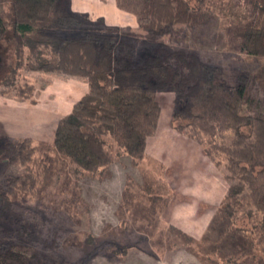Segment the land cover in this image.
<instances>
[{
    "label": "trees",
    "instance_id": "obj_1",
    "mask_svg": "<svg viewBox=\"0 0 264 264\" xmlns=\"http://www.w3.org/2000/svg\"><path fill=\"white\" fill-rule=\"evenodd\" d=\"M7 1L10 14L6 24L0 22V43L14 48L16 65L7 78L0 80V88L14 87L21 68L88 81L89 91L60 118L54 136L57 154L74 164L76 171L95 175L105 170L112 159L107 148L109 139L117 151L130 156L133 162L142 160L162 110L157 94L173 92L179 101L172 118L173 127L183 129L178 126L182 117L186 120L184 129L203 131L205 151L217 167L226 170L224 175L230 186L217 215L232 225L231 230L237 229L236 223L240 222H234L233 215L239 211L235 213L233 207L234 197L239 193L250 200L251 208L264 212V117L242 112L249 89L245 73L238 74L234 84L228 83L221 79L222 66L186 50H165L136 63L135 46L125 37L103 31L63 33L85 23L82 14L68 7L70 0ZM115 1L119 8L137 15L143 31L157 36L169 33L181 22L193 29L215 17L208 0H141L138 9H135L138 0ZM248 3L254 18L246 26L234 29L232 36L239 40L240 52L264 57V0ZM0 143L12 147L23 163L35 160L37 148L29 137L16 141L0 137ZM210 148L217 153L213 154ZM55 170L49 163L22 175L5 176L0 185L1 233L14 237L11 232H17L21 240H35L39 233L36 223L20 218L15 203L21 197L49 190L55 183ZM233 180L237 185H233ZM250 212L253 217L254 211ZM252 217L240 221L247 222L244 229L253 235L256 228L251 227ZM182 234L191 238L185 232ZM56 235L46 240L51 247L58 243ZM108 244L115 246L110 250L115 255H126L132 247L103 241L84 255L80 264L106 254L102 248ZM248 245L256 249L259 244L251 239ZM218 252L219 257H211L216 258L214 264H244L236 254ZM5 256L6 249L1 246L0 264H12L5 263L8 260ZM46 264L77 263L50 257Z\"/></svg>",
    "mask_w": 264,
    "mask_h": 264
},
{
    "label": "rangeland",
    "instance_id": "obj_2",
    "mask_svg": "<svg viewBox=\"0 0 264 264\" xmlns=\"http://www.w3.org/2000/svg\"><path fill=\"white\" fill-rule=\"evenodd\" d=\"M248 2L249 0H208L215 13L214 19L209 23L190 29L185 22H181L173 26L169 33L157 36L143 31L138 24L132 25L129 23L133 22L130 18L118 24L107 22L103 16L97 17L96 13H102L109 4L108 0H70L68 7L72 10L81 9L85 5L98 9L99 12L80 13L85 18L84 25L62 32L79 35L88 31H103L125 37L135 46L136 63L150 54L165 50L197 52L213 64L222 66L221 79L228 83L234 84L237 75L245 73L244 79L249 89L242 103V112L264 117V57L240 52L239 40L232 36L234 29L246 26L254 18ZM140 5L141 0H138L135 9ZM9 14V1L0 0L1 24L7 23ZM15 65L14 48L0 43V80L7 78ZM69 78L53 72L21 68L16 77V85L2 86L0 94L5 97L31 98L33 104L39 103L46 107L48 103L43 99V89L52 80ZM157 97L162 108L161 126L191 139L211 159L202 143L205 140L203 131H192V127L184 129L186 120L182 117L178 120V126L183 129L173 127V114L179 105L175 94L159 92ZM65 98L69 99V96ZM57 120L56 118L54 122ZM50 121L52 118H48V122ZM54 127L55 124L43 126L40 129L41 135L34 137H11L0 132V137L13 141L29 137L32 145L37 148L35 160L23 163L12 147L7 144L4 148L0 143V185L5 176L22 175L29 169H37L41 164L52 163L56 169L55 183L49 190L40 195L21 197L15 203L20 218L36 223L39 233L33 242H29L19 239L17 232H11L15 235L12 237L11 234L0 231V247H5V258H8L5 263L46 264L53 257L80 264L81 258L99 247L103 241H114L119 246L126 244L132 247L126 255H115L110 253L115 246L108 244L102 248L108 254H98L86 264H214L216 258L212 260L211 257H219V250L238 255L244 264H264V212L259 209L256 211L254 206L251 208L248 204L251 203L250 200L243 198L240 193L234 197L233 207L235 213L239 211L233 215V221L240 222L236 223L237 229L232 227L231 230L232 225H228L222 215H217V211L199 238L192 237L179 223L171 221L174 217L172 210L176 207L174 204L181 201L175 198L178 195L177 188L185 184L186 179L182 172L183 163H177L178 152H164L165 155L160 158L146 152V156L135 163L130 156L117 151L113 141L109 139L107 148L112 155L111 162L101 173L91 175L76 171L74 164L57 154L52 137ZM191 132L196 133L195 136ZM210 150L213 154L217 153L213 148ZM194 154L198 155L197 151ZM220 170L225 179V169ZM224 181L229 189L230 182L226 179ZM233 185H237V181L233 180ZM251 210L254 211L253 217ZM249 217H252L251 227L256 228L253 235L244 229L247 222L240 221ZM182 232L191 238L184 236ZM51 235L57 236L58 243L54 247L46 241ZM251 239L259 244L256 249L248 245ZM135 251L143 253L146 262L140 260L139 253Z\"/></svg>",
    "mask_w": 264,
    "mask_h": 264
},
{
    "label": "crops",
    "instance_id": "obj_3",
    "mask_svg": "<svg viewBox=\"0 0 264 264\" xmlns=\"http://www.w3.org/2000/svg\"><path fill=\"white\" fill-rule=\"evenodd\" d=\"M88 1L93 2L94 0ZM108 1L109 4L105 6L102 13L97 11L98 9L94 10L85 5L81 9L73 8V11L78 13L99 12L96 13L97 17L103 16L107 22L111 23H124L125 19L130 18L133 22L129 23L134 26L138 24L137 16L119 8L115 0ZM64 80H52L47 88L43 89V99L48 103L46 107L39 103L33 104L30 101L31 98L5 97L0 94V132L11 137L18 135L34 137L40 134L41 127L55 124L52 134L54 140L56 126L60 118L69 113L78 99L89 91L87 80L81 81L75 77ZM58 87L62 88L58 89ZM60 94H63L64 97ZM66 96H69V99L65 98ZM48 118H52V121L48 122ZM56 118L58 120L54 122ZM160 118L155 134L147 140L146 152L159 158L165 155L164 152H178L176 153L177 163H183L184 170L182 172L186 175V179H184L185 184L177 188L178 195L175 198L181 201L174 204L176 207L172 210L174 217L171 221L179 223L180 227L192 237L199 238L221 205L227 193V182L225 183L219 167L205 155L197 143L182 134L162 127ZM160 128L164 129L162 133H160ZM196 151L198 155L194 154ZM135 252L139 253L140 260L146 262L143 253Z\"/></svg>",
    "mask_w": 264,
    "mask_h": 264
}]
</instances>
